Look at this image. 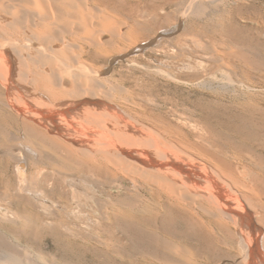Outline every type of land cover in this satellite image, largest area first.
<instances>
[{"label": "bare ground", "instance_id": "6f19581e", "mask_svg": "<svg viewBox=\"0 0 264 264\" xmlns=\"http://www.w3.org/2000/svg\"><path fill=\"white\" fill-rule=\"evenodd\" d=\"M141 1L0 0V222L65 242L77 220L116 217L146 264H264V179L253 160L264 144L220 152L206 129L184 134L110 82L116 60L179 28L141 39ZM14 251H1L0 264H47Z\"/></svg>", "mask_w": 264, "mask_h": 264}, {"label": "rangeland", "instance_id": "374dc122", "mask_svg": "<svg viewBox=\"0 0 264 264\" xmlns=\"http://www.w3.org/2000/svg\"><path fill=\"white\" fill-rule=\"evenodd\" d=\"M123 4L121 8L126 7ZM141 5L133 12L144 22L138 27L141 39L163 26L179 28L164 39L157 37L128 61H115L110 82L127 88L120 95L128 93L138 110L150 112L184 134L206 131L220 152L246 153L264 144V0H142ZM214 53L232 69L225 71ZM233 74L243 80L237 82ZM253 160L261 166L264 179V156L255 155ZM111 193L127 201L125 190L113 187ZM89 203V213L96 212V204ZM87 218L71 224L75 233H69L65 242L56 233L2 221L0 242L9 244L0 243V252L8 256L15 248L24 255L34 252L47 264H135L137 260L146 264L138 242L132 241L121 220L112 217L110 224ZM92 228L114 251H106L88 235ZM57 242L61 244L58 250Z\"/></svg>", "mask_w": 264, "mask_h": 264}]
</instances>
